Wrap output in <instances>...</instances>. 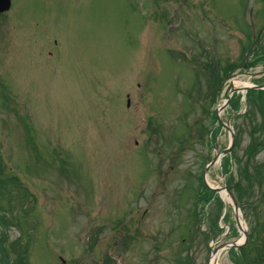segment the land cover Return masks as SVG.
<instances>
[{"label":"rangeland","instance_id":"obj_1","mask_svg":"<svg viewBox=\"0 0 264 264\" xmlns=\"http://www.w3.org/2000/svg\"><path fill=\"white\" fill-rule=\"evenodd\" d=\"M0 14V264H264V0H12ZM236 84V83H235Z\"/></svg>","mask_w":264,"mask_h":264},{"label":"water","instance_id":"obj_2","mask_svg":"<svg viewBox=\"0 0 264 264\" xmlns=\"http://www.w3.org/2000/svg\"><path fill=\"white\" fill-rule=\"evenodd\" d=\"M10 6H11V0H0V13H1V12H4V11H6V10H8V9L10 8ZM251 87L256 88V89H260V88H264V85L245 86L243 89H249V88H251ZM236 90L238 91L239 89L232 88V89H231V93H233V92L236 91ZM226 126H227V125H226ZM227 128H229V130L233 133V142H232V145H231V147H228V148H226L225 150H223L221 153H219L218 156H217V158L214 159V160L211 162V164L215 163V162L217 161V159H218L220 156L222 157V156H224L225 154L229 153V152L231 151L232 147H233L234 144H235L236 136H235V134H234V132H233V129H232L230 126H227ZM207 171H208V167L206 168V172H207ZM205 183H206L209 187L214 188V187H212V186L208 183L206 176H205ZM215 189H217V190L226 189V190L229 192V194H230V196H231V198H232V200H233L234 210H235V212H236V218H237L238 224H239V226L242 228V230H243V232H244V234H245V242H246L247 239H248V236H249V231H248L247 229H244V228L242 227V224H241V218H240V212H241V209H240V207H239L238 200H237L236 196L234 195V193H233L232 191H230V190H229L228 188H226V187H225V188H215ZM244 222L246 223L245 219H244ZM242 245H243V243H238V242H228V243H225V244L220 245V246H219L215 251H213V252H214V254H216V253H218L219 250H221V249H223V248H225V247H231V246H234V247H241Z\"/></svg>","mask_w":264,"mask_h":264},{"label":"bare ground","instance_id":"obj_3","mask_svg":"<svg viewBox=\"0 0 264 264\" xmlns=\"http://www.w3.org/2000/svg\"><path fill=\"white\" fill-rule=\"evenodd\" d=\"M235 83H236L237 86H244V85H249L250 84V83L245 82V81L243 82L242 80H238ZM223 193H224V196H226V193L225 192H223ZM242 226H243V228H245V223L243 221H242ZM220 258H221L220 253L217 254V255H213L212 264H218Z\"/></svg>","mask_w":264,"mask_h":264}]
</instances>
